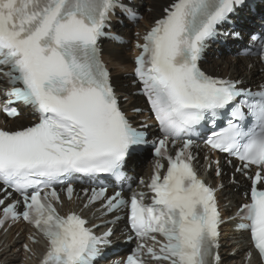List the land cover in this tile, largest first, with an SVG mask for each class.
<instances>
[{
	"label": "snow or ice",
	"instance_id": "snow-or-ice-1",
	"mask_svg": "<svg viewBox=\"0 0 264 264\" xmlns=\"http://www.w3.org/2000/svg\"><path fill=\"white\" fill-rule=\"evenodd\" d=\"M245 6L246 0H171L136 44L133 73L162 134L150 142L147 126L134 127L121 110L101 59V38L120 41L106 31L110 16L119 8L135 20L133 9L121 0H0V110L16 117L20 113L11 105L21 103L35 116L29 126L0 128V226L22 219L38 230L46 241L40 264H95L112 235L111 229L96 235L75 212L59 215L50 202L60 201L55 185L77 174L123 181L128 158L149 143L159 158L147 184L151 202H144L143 192L125 198L120 191L107 195L101 186L90 195L85 189L89 204L99 201L106 213L126 209L139 240L156 241L159 234L164 242L158 253L151 247L144 253L155 260L218 261L212 256L220 223L216 190L199 177L190 150L197 129L220 119L225 126L210 131L204 142L238 159L236 170L251 181L249 202L237 213L247 223L239 228L250 232L264 260V85L252 91L199 66L208 41ZM249 39H259L256 54L264 64V33L258 38L250 32ZM161 161L167 162L163 175ZM65 190L71 199L70 183ZM14 194L22 199V211L20 200L8 202ZM145 247L139 243L124 264H144Z\"/></svg>",
	"mask_w": 264,
	"mask_h": 264
},
{
	"label": "bare ground",
	"instance_id": "bare-ground-1",
	"mask_svg": "<svg viewBox=\"0 0 264 264\" xmlns=\"http://www.w3.org/2000/svg\"><path fill=\"white\" fill-rule=\"evenodd\" d=\"M170 0H140L142 4L152 7L150 13H144L143 21L138 25L146 24L148 21L155 19L160 15L162 5ZM254 19L253 22H257ZM126 34V30L123 31ZM102 58L111 69V80L116 86L118 92L128 95V101L124 104L128 109L140 106L142 104V98L131 95V92L136 87L130 85L132 78L128 75L132 72L131 55L124 52L125 46L115 45L105 42L102 46ZM249 60V59H247ZM223 64V65H220ZM204 67L211 72L217 73L220 71L223 75H229L234 78H241L242 80H258L263 75L257 71V67H248L246 62H242L237 58L230 56H221L215 59L213 56L208 57V62L204 64ZM132 107H129L130 105ZM22 116L14 119L12 124L19 126ZM213 179V178H212ZM224 181V178H221ZM220 200L222 203L227 202L228 207L233 206L243 199L238 192H234L233 188L229 185L228 188L221 192ZM226 207V209L228 208ZM235 207V206H234ZM97 212H95V215ZM14 232H8L6 234L0 233V264H29L26 260H23L25 255L21 252V242L24 240V234H18L17 237H13ZM117 235V234H116ZM225 239L222 240V247L220 253L222 255L221 264H243V250L247 248V240L244 234L237 236L233 233L223 234ZM253 264V260L249 263Z\"/></svg>",
	"mask_w": 264,
	"mask_h": 264
},
{
	"label": "rangeland",
	"instance_id": "rangeland-1",
	"mask_svg": "<svg viewBox=\"0 0 264 264\" xmlns=\"http://www.w3.org/2000/svg\"><path fill=\"white\" fill-rule=\"evenodd\" d=\"M164 5H166V3L164 4ZM163 6V5H162ZM144 8H146V5L144 6ZM143 8V9H144ZM151 8V7H150ZM151 12V11H150ZM150 12H146V13H150ZM150 21H151V19H150ZM149 21V22H150ZM124 50V52H126L127 54L129 53V49H127L126 47L123 49ZM129 55V54H128ZM220 65H223V64H220ZM17 236V234L15 233L14 235H13V237H16Z\"/></svg>",
	"mask_w": 264,
	"mask_h": 264
}]
</instances>
